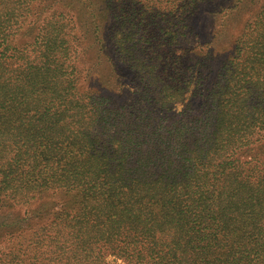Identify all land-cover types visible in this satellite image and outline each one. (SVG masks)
<instances>
[{"label": "trees", "instance_id": "obj_1", "mask_svg": "<svg viewBox=\"0 0 264 264\" xmlns=\"http://www.w3.org/2000/svg\"><path fill=\"white\" fill-rule=\"evenodd\" d=\"M101 1L125 102L82 88L72 10L0 0V206L39 211L0 264H264V161L239 157L264 145V5L219 59L205 0Z\"/></svg>", "mask_w": 264, "mask_h": 264}, {"label": "rangeland", "instance_id": "obj_2", "mask_svg": "<svg viewBox=\"0 0 264 264\" xmlns=\"http://www.w3.org/2000/svg\"><path fill=\"white\" fill-rule=\"evenodd\" d=\"M54 1L59 5L57 8L60 10L66 11L64 8L72 10L71 13L73 16L76 15L78 26L82 28V31L78 30L79 35L85 34L86 36V40H84V57L78 64L80 67L78 74L84 91H99L101 94L111 96L119 102H125L135 95L137 84L134 71H130L126 64L113 57L112 52L109 57L101 52V49L105 48L101 40L98 39V36L101 35L102 37V32L100 30L96 32V25L93 24L96 18L93 14V6L100 4L102 1L90 0V3L83 0ZM240 2L242 4L245 2L242 10H239L241 6L235 8V6L241 4L239 0L238 2L237 0H205L203 2L198 22V28L201 29L202 34L199 37L198 44L203 42L205 38H217L215 50L219 53V59L227 56L229 50L226 44L240 35L243 24L250 18H255L256 13L259 12L258 8L264 5V0H240ZM68 12L70 13V11ZM70 21L69 19L66 23H70ZM88 22L90 26L88 25L85 33L84 26ZM107 48H109V45ZM113 60L115 61L114 64L112 63ZM194 86L195 84H192L182 94V101L174 107L175 112L184 111L189 103L196 105L193 99ZM250 154H256L264 161V145L252 147L250 150L243 148L239 151V157L242 159L248 158ZM37 206L38 204L33 209H38ZM29 211H31L30 215ZM37 212L39 211H32L20 206H0V250L5 252L6 243H4V239L6 236L25 229L28 223L35 220L33 217ZM107 261L109 264H127L124 260L113 256H109Z\"/></svg>", "mask_w": 264, "mask_h": 264}]
</instances>
